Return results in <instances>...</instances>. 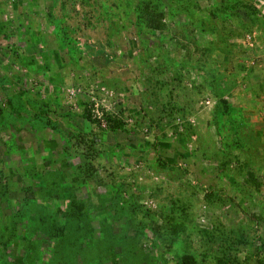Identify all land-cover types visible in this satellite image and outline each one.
<instances>
[{
    "label": "rangeland",
    "instance_id": "rangeland-1",
    "mask_svg": "<svg viewBox=\"0 0 264 264\" xmlns=\"http://www.w3.org/2000/svg\"><path fill=\"white\" fill-rule=\"evenodd\" d=\"M0 86V264H264V0H0Z\"/></svg>",
    "mask_w": 264,
    "mask_h": 264
},
{
    "label": "crops",
    "instance_id": "crops-1",
    "mask_svg": "<svg viewBox=\"0 0 264 264\" xmlns=\"http://www.w3.org/2000/svg\"><path fill=\"white\" fill-rule=\"evenodd\" d=\"M0 88H2V86H0ZM4 90V89H3ZM10 97H11V95H9ZM14 96V95H13ZM10 97H6V98H10ZM84 119V118H83ZM84 120H86V119H84ZM116 131V130H115Z\"/></svg>",
    "mask_w": 264,
    "mask_h": 264
},
{
    "label": "trees",
    "instance_id": "trees-1",
    "mask_svg": "<svg viewBox=\"0 0 264 264\" xmlns=\"http://www.w3.org/2000/svg\"><path fill=\"white\" fill-rule=\"evenodd\" d=\"M156 27H158V26H156ZM186 264H191V263H186Z\"/></svg>",
    "mask_w": 264,
    "mask_h": 264
}]
</instances>
